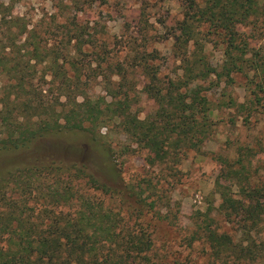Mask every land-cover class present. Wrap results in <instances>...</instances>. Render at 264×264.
Instances as JSON below:
<instances>
[{"label":"trees","instance_id":"trees-1","mask_svg":"<svg viewBox=\"0 0 264 264\" xmlns=\"http://www.w3.org/2000/svg\"><path fill=\"white\" fill-rule=\"evenodd\" d=\"M187 5L172 33L182 74L162 78L160 51L148 49L146 36L142 43L133 37L127 45V64L142 72L144 89L157 108L143 119L136 114L115 117L129 139L147 152V164L162 167L172 177L178 176V165L187 153L200 150L213 134L216 111L232 107L247 112L249 123L253 104L264 105V60L239 31V27L256 31L264 24V0H188ZM18 21L7 22L9 38L14 39L11 48L0 44V79L8 77L0 85V264H169L155 251L148 220L150 216L170 220L159 207L160 197L146 195L150 189L156 196L157 185L146 178L130 187L131 199L121 195L117 152L111 142L101 141L100 130L108 125L105 97L93 98L84 79L101 75L110 82L105 70L124 76V63L112 62L106 44L85 38L84 29H69L73 33L69 43L75 42L79 54H84L86 43L100 48L88 61L60 50L51 55L30 38L18 44L27 31L25 25L21 34L12 33L13 26H20ZM209 43L222 49L219 67L205 52ZM37 64L46 65L45 73L49 70L52 98L49 89L35 82ZM235 74L255 84L251 91L255 99L239 102L225 93L227 99L211 100L207 91L222 82L232 85ZM106 90L111 94L110 87ZM60 133L90 138L91 161L110 173V181L99 178L81 159L31 152L37 140ZM122 149L129 152L126 146ZM251 149L247 146L245 154L239 147L234 162L224 159L227 169L217 181L218 210L227 223L238 225L243 237L213 227V218L206 215L190 238L205 241L211 264H264V239L258 237L264 181L251 168L256 155ZM71 207L73 211L65 209Z\"/></svg>","mask_w":264,"mask_h":264},{"label":"rangeland","instance_id":"rangeland-1","mask_svg":"<svg viewBox=\"0 0 264 264\" xmlns=\"http://www.w3.org/2000/svg\"><path fill=\"white\" fill-rule=\"evenodd\" d=\"M187 4L188 0H0V44L7 45L8 50L11 48L14 39L9 38L7 22L12 18H18L20 23V26L12 27L14 35L21 34L27 25V31L18 44L30 38L39 42L41 50L51 55L54 50H60L64 54L71 53L82 57L85 61L94 59L91 54L100 48L86 43L83 46L84 54L77 53L75 42L69 43L73 34L68 33L69 29H84L85 38H93L99 43L97 45L106 44L107 50L111 51L110 56H113L111 61H122L127 73L118 76L105 70L104 73L110 82L101 75L84 79L89 83L88 91L93 98L105 97L103 107L108 125L100 130L103 135L101 141L111 142L117 152L118 163L122 169L119 179L123 192L121 195L129 198L128 195H132L131 186L143 179L152 178L153 184L157 185L158 194H150L149 189L146 195L160 197L159 207L170 215V220L166 221H159L151 216L148 219L154 232L155 251L161 256V261L169 264H211L205 241H191L190 238L199 224L204 223L206 215L213 218V227L243 237V231L238 225L227 223L218 210L221 198L217 181L221 172L227 169L225 162L223 163L224 159L236 161L240 155L239 147L243 148L246 154L249 152L247 146L256 153L251 168L259 179L264 181V105L253 104L255 110L249 123L245 120L247 112H238L232 107L216 111L213 118L217 124L213 134L200 150H190L187 153L178 165L180 172L176 177L168 176L162 167L149 166L145 161L147 152L139 149L136 143L129 139L115 118L121 117L119 115L122 114H136L143 119L153 115L157 108L155 101L144 89L145 79L142 72L130 68L127 64V45L133 41V37H138L139 43H142V38L146 36L148 49L157 48L160 51L162 78L182 74L180 57L173 51L172 33L188 9ZM75 22L79 26H76ZM239 31L244 33L258 51L259 57L264 60V24L256 31L248 27H239ZM205 52L216 67L222 64L224 57L221 47L209 43L205 46ZM45 66L37 64L35 67V82L39 81L45 89H49L48 96L52 98L54 93L49 84L51 76L47 73L49 70L44 72ZM234 78L235 81L230 86L222 82L219 86L211 87L207 91L210 99H227V96H223L225 93L231 94L239 102L255 99V94L251 93L256 87L255 84L251 85L250 79L241 74H235ZM6 82L8 77L3 75L0 85ZM203 85L207 87L209 84ZM107 87L111 88V94L107 92ZM262 96L261 93L260 97ZM89 141L90 138L86 136H71L70 133L51 134L47 138L37 140L30 150L35 153L47 151L49 155L64 157L70 161L81 159L99 178L110 181V173L105 172L103 167L105 171L100 170L102 168H98L99 164L91 161L93 153L88 150ZM125 146L128 147V153H122V147ZM82 148L85 152H82ZM75 150H80L78 155ZM94 156L97 157L98 153ZM220 181L229 185L235 183L233 180ZM233 189L234 192L238 190L236 185ZM74 208L65 209L73 211ZM260 224L258 237L264 239V218Z\"/></svg>","mask_w":264,"mask_h":264}]
</instances>
